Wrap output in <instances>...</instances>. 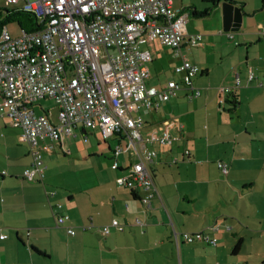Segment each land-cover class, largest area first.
<instances>
[{"label":"crops","instance_id":"crops-1","mask_svg":"<svg viewBox=\"0 0 264 264\" xmlns=\"http://www.w3.org/2000/svg\"><path fill=\"white\" fill-rule=\"evenodd\" d=\"M224 1L173 0L188 19L179 53L157 40L142 46L151 55L147 86L161 89L171 79L180 85L157 108L131 112L142 121L143 138H172L147 144L156 152L147 162L156 188L149 204L148 191L117 184L136 156L127 149L113 169V148L125 139H103L98 126L74 128L65 151L53 142L42 151L43 178L24 179L29 147L0 110V264H264V0H230L242 11L238 31L223 30ZM193 34L201 36L198 45L189 42ZM184 58L199 69L197 96L181 84L183 73H174ZM236 75L240 86L221 94ZM220 161L229 162L226 174ZM59 213L69 216L62 225ZM113 219L121 229L110 226L103 235L100 228ZM172 226L205 230L215 245L181 241L176 248Z\"/></svg>","mask_w":264,"mask_h":264},{"label":"built area","instance_id":"built-area-1","mask_svg":"<svg viewBox=\"0 0 264 264\" xmlns=\"http://www.w3.org/2000/svg\"><path fill=\"white\" fill-rule=\"evenodd\" d=\"M21 3V9L34 14L38 30L20 31L12 36L7 27L0 31V110L7 113L12 126L19 128V137L29 147L30 166L23 172L28 181L44 176L43 150L53 148L67 136L76 137L74 128L100 129L107 139L118 135L125 144L113 148L111 167L118 169L116 158L130 149L136 161L126 168V173L117 178V184L148 191L143 201L149 204L156 191L147 162L156 152L147 144L171 143L168 132L143 138L140 133L142 121L131 112L139 105L157 108L160 101H167L180 88L171 79L161 88L148 87V63L151 55L142 46L157 40L179 53L184 39L187 13L173 8V0H6ZM264 32V29H263ZM200 34L189 36L192 45H198ZM199 69L195 63L183 59L174 67V73H183L181 84L190 88L195 96L193 78ZM248 80L254 78L250 71ZM240 85L236 75L231 85L220 86L219 92L227 95ZM258 85H264V80ZM50 99L57 108L56 121L46 112L36 113L33 105L40 99ZM162 125L161 129H165ZM218 168L226 174L229 162L220 161ZM61 205L57 204L56 208ZM69 219L67 214L56 216L58 225ZM121 229L118 220L103 225V235L109 227ZM92 224L84 226L90 229ZM217 226L207 229L214 231ZM73 235L75 230L67 226ZM5 235H1L3 238ZM176 248L181 241L205 242L215 245V238L205 230L177 231L172 226Z\"/></svg>","mask_w":264,"mask_h":264},{"label":"trees","instance_id":"trees-1","mask_svg":"<svg viewBox=\"0 0 264 264\" xmlns=\"http://www.w3.org/2000/svg\"><path fill=\"white\" fill-rule=\"evenodd\" d=\"M226 2L232 3L230 0H227ZM10 22H15L18 24V26L21 28V30H24L25 32H32L38 30L39 23L37 21V17L28 12L24 11L21 8H16L12 10H7V13L3 19L0 20V31L3 27H6V25ZM262 30L259 31L261 33ZM264 33V32H263ZM240 86V85H239ZM233 92L229 93L232 94ZM227 94V95H229ZM231 103H235V101H231ZM241 238H239L234 246H233V253L238 252L240 246H241Z\"/></svg>","mask_w":264,"mask_h":264},{"label":"rangeland","instance_id":"rangeland-1","mask_svg":"<svg viewBox=\"0 0 264 264\" xmlns=\"http://www.w3.org/2000/svg\"><path fill=\"white\" fill-rule=\"evenodd\" d=\"M21 3H8L6 0H0V20L3 19L7 13V10H12L16 8H21ZM8 32L12 36H18L20 34L21 28L18 26L15 22H10L6 25ZM33 108L35 109L36 113H43L46 112L50 119L53 121H56L57 117V108L53 104V102L50 99H40L38 100L34 105ZM76 149H78V145L76 146ZM243 252V251H242ZM241 256V255H237Z\"/></svg>","mask_w":264,"mask_h":264},{"label":"water","instance_id":"water-1","mask_svg":"<svg viewBox=\"0 0 264 264\" xmlns=\"http://www.w3.org/2000/svg\"><path fill=\"white\" fill-rule=\"evenodd\" d=\"M224 31H238L241 27L242 11L233 3L224 1L222 3Z\"/></svg>","mask_w":264,"mask_h":264}]
</instances>
